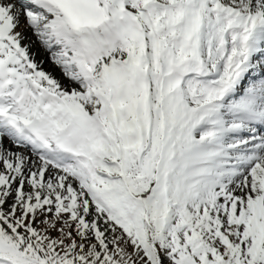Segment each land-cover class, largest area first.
<instances>
[{
	"label": "snow or ice",
	"instance_id": "1",
	"mask_svg": "<svg viewBox=\"0 0 264 264\" xmlns=\"http://www.w3.org/2000/svg\"><path fill=\"white\" fill-rule=\"evenodd\" d=\"M0 264H264V0H0Z\"/></svg>",
	"mask_w": 264,
	"mask_h": 264
}]
</instances>
